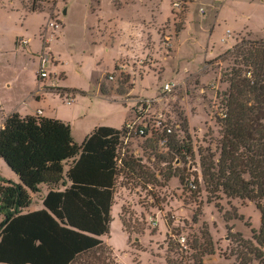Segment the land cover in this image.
Segmentation results:
<instances>
[{
    "label": "rangeland",
    "instance_id": "374dc122",
    "mask_svg": "<svg viewBox=\"0 0 264 264\" xmlns=\"http://www.w3.org/2000/svg\"><path fill=\"white\" fill-rule=\"evenodd\" d=\"M222 38L230 47L211 54ZM251 43L264 49V0H0L5 111L36 92L37 82L65 102L74 98L76 93L57 87L65 75L52 69L60 61L64 83L89 93L77 103L88 117L98 110L116 122L134 112L128 124L147 128L145 135L128 134L126 125L117 149L112 230L103 238L114 248L115 264H195L200 248H210L208 236L215 254L204 262L236 264L223 257L242 249L228 239L227 228L247 240L260 228L253 203L222 193L221 199H211L199 155L200 149L217 152L229 91L222 75L247 70L237 55L252 49ZM98 84L118 101L116 107L91 103ZM4 119L0 112V128ZM189 144L192 153L177 150ZM5 176L0 163V186L16 184ZM197 181L201 193L192 186ZM5 220L0 215V228ZM107 258L105 251H96L75 264H111Z\"/></svg>",
    "mask_w": 264,
    "mask_h": 264
},
{
    "label": "trees",
    "instance_id": "16d2710c",
    "mask_svg": "<svg viewBox=\"0 0 264 264\" xmlns=\"http://www.w3.org/2000/svg\"><path fill=\"white\" fill-rule=\"evenodd\" d=\"M237 56L243 57L247 70L233 68L222 75L229 91L217 152L200 149L199 155L211 199H221L222 193L229 199L249 201L261 214L260 228L251 230V240L227 228L228 239L242 249L223 257L234 258L236 264H264V49L240 50ZM101 91L108 95L103 87ZM124 134L125 128L99 127L79 146L70 124L61 120L19 113L5 119L0 129V158L21 184L0 186V215L6 217L0 228V264H75L96 251H105L108 261L116 263L113 249L101 237L111 233L117 149ZM178 148L193 151L191 144ZM123 165L131 167L129 161ZM180 182L187 186L186 177L181 176ZM42 184L51 188L45 208L23 213L32 204L30 193H38ZM192 186L201 193L198 181ZM208 239L210 248H200L201 258L196 257L195 264L215 254L213 241ZM168 264L178 263L168 260Z\"/></svg>",
    "mask_w": 264,
    "mask_h": 264
},
{
    "label": "crops",
    "instance_id": "0c3cea01",
    "mask_svg": "<svg viewBox=\"0 0 264 264\" xmlns=\"http://www.w3.org/2000/svg\"><path fill=\"white\" fill-rule=\"evenodd\" d=\"M64 12H66L65 8L63 9V14ZM15 44L16 46H19L17 43ZM229 47H230L229 41L223 40L222 38L218 46L217 44H214L211 47V49H213L211 54H214L215 51L222 50V49L229 48ZM53 56L55 55L53 54ZM56 59H58V57H56ZM116 63L114 65L113 70H115L116 68ZM60 64L61 62L59 61L58 65L54 66L52 69V72L56 75H59L60 73H63L65 75L64 78L58 80L57 87H59L65 93H70V92L65 91L66 89L78 90L75 88H71L70 86L64 83L67 80V75L65 72H60V67H59ZM113 70L108 73L113 72ZM36 82H37V79H36ZM36 87H37L36 92H31L12 111L7 112L5 111L3 106L0 105V112H5V119L13 113H19L23 117L33 116V117H43V118L61 120L67 124H70L73 140L77 145L80 146L93 133V131L96 128L110 127V128H114L117 130H122L131 121V119L135 117L134 112H127V116L124 119L115 122L109 119L108 117H106V114L109 112H98V110L91 112V115L88 117V114L86 115V112H84V108L79 107L77 105V103L80 100L87 99L90 97L88 92L78 90L79 92H84V94L76 93L74 98H72L68 102H65L60 97V95H57L56 93L52 91H47L43 89V87H41L38 82L36 84ZM93 99L94 100H91L92 104H95L97 107L99 106L105 107L106 109H113L114 107H116V104L118 103V101H114L110 97L109 93L108 95H104L101 91V87L99 86V84H98V90L96 92V95L93 96ZM3 126H4V122L0 129H2ZM0 163L4 165L5 170L8 173V176H5L7 179L15 182L16 184H21L19 177L6 165V163L1 158H0ZM70 164L71 163H69V165ZM69 165L66 166V170H69L70 168ZM67 185L68 186L70 185V182L68 180H67ZM50 189L51 188L48 185L42 184L39 186L38 193H30L32 197V204L29 208L25 209L23 213H31V212L44 209L45 208L44 199L46 198ZM64 189L65 187H63V189H60V191H64ZM113 209H114V205L112 207L111 214L113 213ZM111 230H112V225H111ZM103 238L104 237H101L102 240ZM111 248L114 251V248L113 247ZM206 263L207 262L205 261L204 264Z\"/></svg>",
    "mask_w": 264,
    "mask_h": 264
},
{
    "label": "built area",
    "instance_id": "2783aa9c",
    "mask_svg": "<svg viewBox=\"0 0 264 264\" xmlns=\"http://www.w3.org/2000/svg\"><path fill=\"white\" fill-rule=\"evenodd\" d=\"M41 76L42 77H47L48 74L46 72H42ZM110 79H113V77L111 76ZM139 114H141V112H139ZM137 120H138V118H137ZM126 130H127L128 134H131V132H133L134 130L139 132L140 135H145V133L147 132V128L144 127V126H142V128H139V129L136 128V122L131 123V124H127ZM168 132H171V130L169 129Z\"/></svg>",
    "mask_w": 264,
    "mask_h": 264
},
{
    "label": "water",
    "instance_id": "95a60500",
    "mask_svg": "<svg viewBox=\"0 0 264 264\" xmlns=\"http://www.w3.org/2000/svg\"><path fill=\"white\" fill-rule=\"evenodd\" d=\"M64 14H66V12H64Z\"/></svg>",
    "mask_w": 264,
    "mask_h": 264
}]
</instances>
